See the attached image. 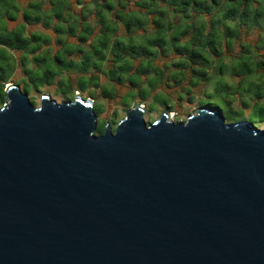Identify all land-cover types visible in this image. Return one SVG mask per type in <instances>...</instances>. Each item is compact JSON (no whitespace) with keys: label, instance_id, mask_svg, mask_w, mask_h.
<instances>
[{"label":"water","instance_id":"water-1","mask_svg":"<svg viewBox=\"0 0 264 264\" xmlns=\"http://www.w3.org/2000/svg\"><path fill=\"white\" fill-rule=\"evenodd\" d=\"M0 109V264H264V130L137 104L96 134L94 101Z\"/></svg>","mask_w":264,"mask_h":264},{"label":"trees","instance_id":"trees-1","mask_svg":"<svg viewBox=\"0 0 264 264\" xmlns=\"http://www.w3.org/2000/svg\"><path fill=\"white\" fill-rule=\"evenodd\" d=\"M45 2H30L28 8L38 14H25L24 24L16 30L8 31L0 26L2 100L6 95L4 85L16 66L13 52H23L22 67L28 79L33 69L30 66L31 71H27L26 57L35 55L33 71L37 72L40 66L46 65L42 60L46 56L59 64L61 74L71 71L80 74L77 81H84L87 89L93 88L92 99L97 96L95 90H101L104 98L115 100L118 96L115 85L129 84L131 90L123 99L139 97L140 101H146L149 94L142 91L143 84L152 79L155 83L150 82V88H155L164 80L165 70L170 66L175 68L168 78L179 86L188 78L190 90L201 82H209L218 71L223 73L224 67H215L214 62L231 53L237 43L242 52L232 74L241 77L252 72V68L264 71V53L259 55L264 51V0H77L78 4L84 3L79 13L72 11L70 0H49L52 14H41ZM14 7L17 8L15 0H0V15L3 10ZM9 18L13 17L9 15ZM53 20H57L54 25ZM41 22L45 28L53 25L57 35L56 43L61 49L54 56L49 52L37 54L42 48V38L26 35L27 24ZM121 30L124 35L120 34ZM255 31L259 38L252 46L242 37ZM70 38L75 42L71 43ZM84 44H88V49L82 47ZM77 53L81 58L74 60ZM172 53L179 57L164 67L156 64L158 59L169 58ZM62 56L66 62L60 59ZM38 57L42 59L39 61ZM51 71L45 72L56 77ZM102 74L109 87L101 84ZM62 89L59 85L58 90ZM157 98L154 103L159 102ZM94 110L98 116L102 106L94 104ZM96 132L104 133L102 129Z\"/></svg>","mask_w":264,"mask_h":264},{"label":"rangeland","instance_id":"rangeland-1","mask_svg":"<svg viewBox=\"0 0 264 264\" xmlns=\"http://www.w3.org/2000/svg\"><path fill=\"white\" fill-rule=\"evenodd\" d=\"M71 3L77 9L83 6L82 4H78L77 0H71ZM120 34L124 35V31L121 30ZM242 38L254 46L258 42L259 33L258 31L251 32L248 35L244 33ZM82 47L88 49V44H84ZM241 52V46L237 43L234 50L231 53H227L224 56L225 58L223 57L221 61L216 60L214 62L215 67L217 66L219 69L224 67V72L218 71L217 74L210 78L209 82H201L196 87H191L190 90H188V87L190 88L188 78L181 86L175 84L168 78L170 71L175 68L174 66H170L165 70L164 80L158 83L155 88H150V82H153L152 79L143 84L142 91L146 92L147 95L149 94L148 99L144 102H141L139 97L123 99L131 90L129 84L123 86L115 85L118 91V96L115 100L104 98L101 90H95L97 96H95V99H92L91 93L93 92V88L87 89L83 86L84 81H77L79 76H81L80 74L74 71L62 72L61 74L59 64L49 57L46 59V56L43 57L44 59L41 57L37 58L39 61L41 59L45 60L46 65L40 66L37 72L32 70L30 79H19L20 74L15 76L14 71L17 66H14L13 73L9 75L13 77L4 85V91L6 93L5 87L14 83L22 90L28 91L29 98L35 106H40L44 94H50L51 98L57 102L67 101L68 99L74 100L77 95H81L84 99L90 98L94 101L95 106H102V112H98L97 129H102L103 132L108 125L114 130L118 123L125 118L127 111L141 103L145 105L146 112L144 118L148 124L153 123L163 114H166L164 111H167L165 110L167 106L174 107L175 111L170 113V120L175 123L185 122L189 116L196 114L198 109L207 107L220 110L228 123L247 121L258 129L264 130V71L258 69L253 70L252 68V72L241 74V77L233 75L232 70L238 67L240 63L239 58ZM262 53L264 51L260 52L259 55ZM178 57L176 53H172L169 58L158 59L156 64L164 67L165 63L172 62ZM80 58V53H77L73 57L74 60H79ZM60 59L64 61V56ZM257 59H260V56L259 58H255V60ZM168 65L173 64L169 63ZM107 66L108 64L105 65V67ZM28 67L30 68V66H27V71H31V68L28 69ZM47 70H52L51 72L56 73V77L53 78L52 74L48 76L45 72ZM23 75L25 74L23 73ZM100 77L101 84L109 87L110 84L107 82L106 76L102 74ZM59 85L63 88L61 91L58 90ZM167 95L171 100L167 99ZM6 96L2 100L0 95V109L8 103ZM157 96L161 98V101L154 103ZM152 104L153 107H150ZM151 108L154 109L151 110ZM96 134L98 133L96 132Z\"/></svg>","mask_w":264,"mask_h":264},{"label":"crops","instance_id":"crops-1","mask_svg":"<svg viewBox=\"0 0 264 264\" xmlns=\"http://www.w3.org/2000/svg\"><path fill=\"white\" fill-rule=\"evenodd\" d=\"M15 1H16L17 8L14 7V8H10V9H5V10H3V12H1L2 16L0 15V17H2V18H0V26L4 29H7L8 31L16 30L20 25L24 24V22H25L24 15L25 14H28V15L29 14H32V15L38 14L34 9L28 8L29 3L34 1V0H15ZM86 1H89V0H86ZM70 2H71V0H70ZM71 4L73 6V3H71ZM82 5L84 6V3ZM83 6H82V8H83ZM82 8L77 9L73 6L72 11L75 13H79ZM52 12H53V9L49 4V0H46L45 5H44L43 9L40 11V13L41 14H52ZM3 15H5V16H3ZM9 15L13 18H9ZM56 21L57 20H53L52 24L54 25V23ZM52 26L45 28L42 22L37 23V24L33 23V24H27L26 25V35L28 37H32L33 35H36L38 38L39 37L42 38V42H43L42 48L40 51L37 52V54H39V55H42L44 53L49 52L50 56H54L61 49V46L56 43L57 35L54 32ZM73 39L74 38H70L69 41L71 43H74L75 41ZM34 56L35 55H33V54H29L26 57L27 61H28V62L26 61V63H28L27 66H31V68L33 70H35V68H36V65L32 61ZM13 57L15 59V63L17 66L16 70L14 71L15 76L20 74L18 77L19 79L27 78V75L24 72V68L22 67V63H23L22 60L24 58L23 52H13ZM24 63H25V61H24ZM23 73L25 75H23Z\"/></svg>","mask_w":264,"mask_h":264},{"label":"flooded vegetation","instance_id":"flooded-vegetation-1","mask_svg":"<svg viewBox=\"0 0 264 264\" xmlns=\"http://www.w3.org/2000/svg\"><path fill=\"white\" fill-rule=\"evenodd\" d=\"M24 93H27L28 94V96H29V93L28 92H25L24 90H22ZM7 95V94H6ZM45 95V94H44ZM50 95V94H49ZM51 96V95H50ZM168 96V95H167ZM166 96V97H167ZM167 99L168 100H171V98L168 96L167 97ZM159 101H161V98H160V100ZM141 102H144V101H141ZM143 108H144V110H145V112H146V108H145V105H143V103H141L140 104ZM150 107H153V105L152 106H150ZM154 108H151V110H153ZM165 110H167V111H164L165 113H167V114H169L170 115V113H173L175 110H174V107H170V106H167L166 108H165ZM145 115V114H144Z\"/></svg>","mask_w":264,"mask_h":264}]
</instances>
